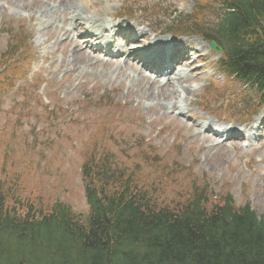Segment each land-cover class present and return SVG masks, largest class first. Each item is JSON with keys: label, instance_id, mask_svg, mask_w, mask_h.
Returning <instances> with one entry per match:
<instances>
[{"label": "rangeland", "instance_id": "rangeland-1", "mask_svg": "<svg viewBox=\"0 0 264 264\" xmlns=\"http://www.w3.org/2000/svg\"><path fill=\"white\" fill-rule=\"evenodd\" d=\"M197 3L111 0L114 15L102 16L130 25L138 46L151 44L143 34L150 41L164 36L199 45L194 62L179 66L171 84L161 85L142 81L135 66L117 62L75 64L73 73L67 63L78 56L64 41L63 18L49 29L41 13L68 7L54 0H0V179L9 205L11 194L43 213L62 202L84 219L81 169L92 151L105 154L116 171L142 187L154 188L157 203L183 202L201 185L212 199L248 201L264 216V138L254 144L242 137L221 140L201 129L207 121L215 129L240 131L249 123L238 116L237 92L244 86L220 72L218 55L202 36L177 30L205 7L199 26L216 21L217 3ZM10 48L21 50L11 56ZM148 88L162 97L147 98ZM255 116L264 117V109Z\"/></svg>", "mask_w": 264, "mask_h": 264}, {"label": "trees", "instance_id": "trees-1", "mask_svg": "<svg viewBox=\"0 0 264 264\" xmlns=\"http://www.w3.org/2000/svg\"><path fill=\"white\" fill-rule=\"evenodd\" d=\"M218 1L221 66L250 82L258 94L251 106H263L264 0ZM91 152L81 169L84 219L61 202L43 213L11 194V206L0 179V264H264V216L248 202L212 199L198 185L183 202L157 203L154 188Z\"/></svg>", "mask_w": 264, "mask_h": 264}, {"label": "bare ground", "instance_id": "bare-ground-1", "mask_svg": "<svg viewBox=\"0 0 264 264\" xmlns=\"http://www.w3.org/2000/svg\"><path fill=\"white\" fill-rule=\"evenodd\" d=\"M53 1V0H50ZM59 1V5L62 7H68L66 8V12H62L60 14L56 13L52 8H44L42 15L46 18H48V22L50 23L49 29H52V22H56V19L63 18L66 27H63L62 30L64 32V35L66 38H64V41H67V43H70L72 45V50L76 52V55L78 56L77 60H71L67 63L68 66H71V70L73 73L75 72V64H83L82 66H88V64H91L93 62H99L98 59V50L94 49L93 42L96 40H103L108 39L111 46L119 47V43L115 40L110 38L106 33L108 30L113 27L115 28L117 26L116 23L113 22H106L102 19L103 15L111 14L114 15L112 10L113 8L110 7L108 4L111 0H54ZM62 14V15H61ZM58 27V25H57ZM130 25H127L128 29L130 28ZM77 30H82L83 33L76 34ZM144 38H148V40H152L153 38L151 36L148 37V35L143 34ZM154 40V39H153ZM164 41H168L167 39ZM170 42V41H168ZM177 43L178 42H172ZM154 42H151V44L146 45L147 48H153ZM196 45V44H195ZM179 46H182L181 41H179ZM204 46V45H203ZM78 48V49H77ZM76 49L78 51H76ZM199 51V45H196L195 48H192V55L198 53ZM134 53L131 52H125L124 56H120L123 58L121 62L124 66L130 65V67H134L136 65L135 61L132 59ZM191 54H187L188 62L191 61V63L195 59L192 58ZM202 55V54H201ZM135 56V55H134ZM196 56V55H195ZM204 56V55H202ZM88 63V64H87ZM123 67V66H122ZM139 73L142 76V81L148 82L149 80L144 77V75L139 71ZM161 74L164 81L161 82L158 79V75ZM154 80L150 83H160L161 85L165 84H171V80L177 76V73L171 69L168 73L163 74L160 73L159 70L154 69L153 70ZM161 85L160 91H161ZM150 88H148L147 91V98L152 99H158L159 96L162 97V94H160V91H157V93L153 94L149 91ZM178 107H176L177 109ZM195 127L199 129L198 124H194ZM240 136L242 138H245L241 133ZM247 137H250L249 135ZM246 137V138H247ZM236 138H239V136H236Z\"/></svg>", "mask_w": 264, "mask_h": 264}, {"label": "water", "instance_id": "water-1", "mask_svg": "<svg viewBox=\"0 0 264 264\" xmlns=\"http://www.w3.org/2000/svg\"><path fill=\"white\" fill-rule=\"evenodd\" d=\"M211 46H212V47H214V48H216V49H218V48H217V47H215L213 44H211Z\"/></svg>", "mask_w": 264, "mask_h": 264}]
</instances>
